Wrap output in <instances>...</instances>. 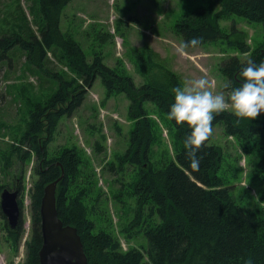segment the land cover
Listing matches in <instances>:
<instances>
[{
	"label": "trees",
	"instance_id": "1",
	"mask_svg": "<svg viewBox=\"0 0 264 264\" xmlns=\"http://www.w3.org/2000/svg\"><path fill=\"white\" fill-rule=\"evenodd\" d=\"M70 2L35 0L29 13L36 22L37 34L24 25L19 27L21 33L12 31L0 36V63L17 47L24 52L26 63L37 70H43L47 55H52L72 74L66 78L65 73H52L56 90L45 103L32 106L19 144L10 145V156L1 157L5 167L10 166L13 156L21 163L34 157L32 171L35 179L29 192L31 235L25 244L27 259L24 264H38L42 244L40 201L44 187L60 176L61 167L64 177L55 192L57 215L63 225L76 228L87 264H264V213L238 205L218 176L222 153L219 147L209 144L211 136L198 152L199 169L191 168L184 145L190 128L167 116L174 100L173 89L183 86L181 79L167 71L162 79L154 78L136 87L121 68L120 61L110 68L103 63L100 53H95L92 60L87 61L80 43L60 30L62 12ZM214 5L221 7L217 13H213ZM230 15L264 28V0H210L208 8L185 16L176 24L175 30L183 43L193 36L201 39L198 46L226 40L229 48L249 55L245 62L232 56L220 68L231 91L242 83L240 72L250 59L256 63L264 60V44L251 50L244 31L237 30L234 25L229 33L222 30L218 20ZM135 57L142 72L148 68L145 74L151 69L164 68L158 61L159 55L151 49L136 52ZM97 77L107 94L123 92L130 101L127 117L132 128L128 133V147L119 161L138 171L132 185L136 208L130 225L140 228L144 225L142 231L147 246L142 250L129 248L123 251L119 241L108 232L95 231L92 211L84 203V192L77 194L73 189L78 170L84 165L81 151L75 147L64 148L48 157L47 144L52 140L59 120L82 104L84 89L91 87ZM146 101L154 103L173 128V158L166 160L161 167H155L151 162L155 124L143 107ZM212 123L213 127L222 123L227 136L244 143L256 137L264 140V113L249 120L224 110ZM260 163L263 164L264 160ZM261 200L264 201V195ZM9 239L16 252L18 232L11 234Z\"/></svg>",
	"mask_w": 264,
	"mask_h": 264
},
{
	"label": "rangeland",
	"instance_id": "2",
	"mask_svg": "<svg viewBox=\"0 0 264 264\" xmlns=\"http://www.w3.org/2000/svg\"><path fill=\"white\" fill-rule=\"evenodd\" d=\"M34 1L0 0V36L12 31L21 33L19 27L24 25L37 34L36 22L29 13ZM209 5L210 0H71L62 12L59 26L62 32L72 35L80 43L87 61L90 62L95 53H100L103 63L110 68L120 61L121 68L136 87L154 78L162 79L169 71L181 79L183 86L206 76L209 90L214 94L223 93L227 99L231 91L220 68L232 56L245 62L248 54L229 48L226 40L187 47L184 54L178 51L183 39L175 30L176 24ZM220 9L219 5H214L213 13ZM218 24L226 33L231 31L232 25L244 31L251 50L264 44L262 25L247 23L233 15L220 18ZM146 49L159 55L158 61L164 68L151 69L146 74L148 68L141 71L135 55ZM47 58L43 70H37L26 63L24 52L16 47L0 63V184L21 178L24 187L21 197L23 224L17 252L6 241L0 216V264H19L23 260V243L30 234L29 192L35 179L34 157L21 163L13 156L8 167L3 166L1 157L10 156V145L19 144L32 106L45 103L56 90L52 73H65L66 78L72 76L52 55ZM84 90L82 104L59 120L52 140L47 144L48 157L64 148L75 147L81 151L84 165L78 170L73 189L77 194L84 192V203L92 211L95 231L108 232L119 241L123 251L129 248L142 250L147 246L142 231L144 225L141 228L130 225L136 208L132 185L138 171L119 161L128 147V133L132 128L127 117L130 101L123 92L107 94L98 77ZM143 105L155 124L151 162L155 167H161L173 158V128L154 103L146 101ZM225 110L233 113L231 107ZM42 136L44 138L45 134ZM209 144L221 150L218 176L238 205L264 213V201L261 200L264 163H260L264 160V140L256 137L244 143L227 136L222 123H217ZM155 222L154 217L153 224Z\"/></svg>",
	"mask_w": 264,
	"mask_h": 264
},
{
	"label": "clouds",
	"instance_id": "3",
	"mask_svg": "<svg viewBox=\"0 0 264 264\" xmlns=\"http://www.w3.org/2000/svg\"><path fill=\"white\" fill-rule=\"evenodd\" d=\"M199 37L193 36L179 47L181 54L189 46H198ZM242 83L232 88L227 99L223 93L214 94L209 90L206 76L194 79L190 84L173 89L174 100L167 116L179 125H187L189 134L184 140L190 166L200 167L198 152L212 134L215 116L231 107L235 116L255 120L264 113V60L256 63L249 60L241 69Z\"/></svg>",
	"mask_w": 264,
	"mask_h": 264
},
{
	"label": "water",
	"instance_id": "4",
	"mask_svg": "<svg viewBox=\"0 0 264 264\" xmlns=\"http://www.w3.org/2000/svg\"><path fill=\"white\" fill-rule=\"evenodd\" d=\"M63 177L64 171L61 167L60 176L43 189L39 210L42 244L38 251V264H87L76 228L63 225L57 215L55 192ZM16 197V192L10 193L7 190H3L0 196V210L11 231L16 230L19 222L20 209Z\"/></svg>",
	"mask_w": 264,
	"mask_h": 264
},
{
	"label": "flooded vegetation",
	"instance_id": "5",
	"mask_svg": "<svg viewBox=\"0 0 264 264\" xmlns=\"http://www.w3.org/2000/svg\"><path fill=\"white\" fill-rule=\"evenodd\" d=\"M41 164V163H40ZM2 185V188L0 190V196H1V192L3 190H7L9 191L10 193H13V192H16L17 193V197H16V200H17V204H18V207L20 209V215H19V222H18V226L16 228V230L14 231H11L8 226H7V220L5 218V216L2 214L1 210H0V216L3 220V230L5 231V235H6V241L9 242V244H11V241L9 239L10 235L11 234H14V233H17L18 232V235H19V241H20V238H21V233H22V222H23V219H22V211H23V204H22V192H23V186L21 185V178H12V181H10V183L6 184V185ZM30 198V196H29ZM1 200V199H0ZM29 214H30V217H29V221H30V234H29V237L31 235V211H30V199H29ZM29 239V238H28ZM27 239V240H28ZM26 240V241H27ZM26 241H24L23 243V248H24V254H23V260L19 263V264H24L26 262ZM18 247H19V243H18ZM18 250V249H17ZM17 252V251H16Z\"/></svg>",
	"mask_w": 264,
	"mask_h": 264
}]
</instances>
